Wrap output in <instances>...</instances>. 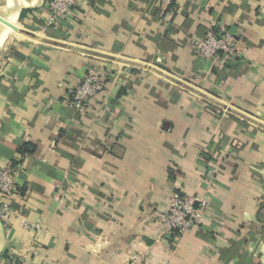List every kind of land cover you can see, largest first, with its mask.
<instances>
[{
  "label": "crops",
  "instance_id": "0c3cea01",
  "mask_svg": "<svg viewBox=\"0 0 264 264\" xmlns=\"http://www.w3.org/2000/svg\"><path fill=\"white\" fill-rule=\"evenodd\" d=\"M47 1L0 8L33 6L0 28V166L19 171L0 264H264V0H77L51 26ZM214 22L239 55L194 53ZM175 191L203 209L180 237Z\"/></svg>",
  "mask_w": 264,
  "mask_h": 264
},
{
  "label": "built area",
  "instance_id": "2783aa9c",
  "mask_svg": "<svg viewBox=\"0 0 264 264\" xmlns=\"http://www.w3.org/2000/svg\"><path fill=\"white\" fill-rule=\"evenodd\" d=\"M77 0H48L49 14L46 25H54L61 17L66 16L73 8ZM175 0H162L161 7L169 10ZM235 39L232 35L219 28L214 22L206 34L195 41L194 53L207 59H218L220 57L239 55ZM105 78L101 75L91 73L83 82L76 85L66 95L65 102L79 112H85L88 105L96 96L104 90ZM19 171L13 166H0V193L11 197L16 193L17 178ZM196 199L187 198L179 191L172 193L169 202L168 212L163 222V231L170 236H182L188 232L192 225L197 224L203 217V209L194 207ZM11 211L9 202H0V220L6 228L8 216ZM144 256H133L124 264H140ZM5 264H22L20 260L8 258Z\"/></svg>",
  "mask_w": 264,
  "mask_h": 264
},
{
  "label": "bare ground",
  "instance_id": "6f19581e",
  "mask_svg": "<svg viewBox=\"0 0 264 264\" xmlns=\"http://www.w3.org/2000/svg\"><path fill=\"white\" fill-rule=\"evenodd\" d=\"M19 1H24V0H19ZM16 4H18V3H16ZM19 5V4H18ZM22 6V5H21ZM13 8H15L14 10H19V9H17V8H19V6H17V7H13ZM13 8H8V7H6V11L4 12H2V11H0V28L1 29H3V30H5V29H9V30H13L15 27H16V23L15 22H13V21H11L9 18H7V16L5 15V13L7 12V11H10L11 9L13 10ZM11 10V11H12ZM20 11V10H19Z\"/></svg>",
  "mask_w": 264,
  "mask_h": 264
},
{
  "label": "water",
  "instance_id": "95a60500",
  "mask_svg": "<svg viewBox=\"0 0 264 264\" xmlns=\"http://www.w3.org/2000/svg\"><path fill=\"white\" fill-rule=\"evenodd\" d=\"M32 7L33 6H19V8H17V9H19L20 13H21L24 9H29V8H32ZM14 9L15 8H13V10L12 9L11 10L15 11ZM10 11H7V12L11 13L12 11L11 12ZM0 228H1V234H2V245L0 246V254H1L2 251H3V248H4V239H5V227H4V224L2 223L1 220H0Z\"/></svg>",
  "mask_w": 264,
  "mask_h": 264
},
{
  "label": "rangeland",
  "instance_id": "374dc122",
  "mask_svg": "<svg viewBox=\"0 0 264 264\" xmlns=\"http://www.w3.org/2000/svg\"><path fill=\"white\" fill-rule=\"evenodd\" d=\"M0 8H4V5H3V0H0ZM10 20L12 21H15L13 18H10ZM18 22H19V18H18V21H17V25H18ZM16 28H17V26H16ZM16 28L11 32V33H13L15 30H16ZM11 35V34H10ZM13 35H15V34H13ZM0 48H2V47H0Z\"/></svg>",
  "mask_w": 264,
  "mask_h": 264
},
{
  "label": "trees",
  "instance_id": "16d2710c",
  "mask_svg": "<svg viewBox=\"0 0 264 264\" xmlns=\"http://www.w3.org/2000/svg\"><path fill=\"white\" fill-rule=\"evenodd\" d=\"M23 14H24V12H23Z\"/></svg>",
  "mask_w": 264,
  "mask_h": 264
}]
</instances>
